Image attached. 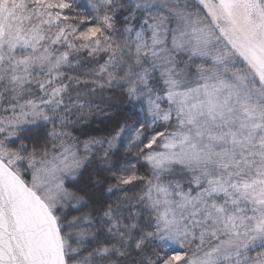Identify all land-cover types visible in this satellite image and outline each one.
<instances>
[{
    "label": "snow or ice",
    "instance_id": "obj_1",
    "mask_svg": "<svg viewBox=\"0 0 264 264\" xmlns=\"http://www.w3.org/2000/svg\"><path fill=\"white\" fill-rule=\"evenodd\" d=\"M0 264H264V0H0Z\"/></svg>",
    "mask_w": 264,
    "mask_h": 264
}]
</instances>
